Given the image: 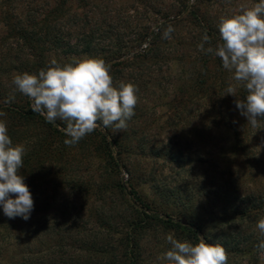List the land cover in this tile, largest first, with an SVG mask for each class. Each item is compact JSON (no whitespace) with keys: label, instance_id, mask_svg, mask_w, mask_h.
<instances>
[{"label":"rangeland","instance_id":"374dc122","mask_svg":"<svg viewBox=\"0 0 264 264\" xmlns=\"http://www.w3.org/2000/svg\"><path fill=\"white\" fill-rule=\"evenodd\" d=\"M253 3L254 0H85L80 5L78 0H71L68 5L70 29L74 35L72 43L76 42L83 27L86 34L97 33L96 45L104 52L101 54L108 57L121 55L122 60L128 59L130 65L127 68L113 69V72H122L120 76H114V86L118 87L120 82L133 84L136 79H142L139 82L142 86L137 91L136 118L122 131L133 135L135 129H140L138 138L131 136L132 150L124 157L134 171L131 176L122 174L117 181L125 185L128 193L134 186L143 202L161 214L175 209L179 213L184 205L195 206L204 221L212 225V236L218 244L227 245L228 264H264V257L254 249L257 241L264 240L256 227L257 222L245 221L244 216L228 223L211 222L225 203L245 212L254 199L264 194V119L258 118L256 128L247 124L234 103L237 97H246L245 89L231 79V73H219L214 61L206 74L211 79V100L198 98L193 101L192 117L185 121L172 114L170 101L179 86L189 96H194L190 88L199 77L190 78V75L194 74V69L196 74L202 72L198 63L204 53L197 47L201 42L198 36H201V30L192 25L187 14L195 11L205 15L219 31L221 17L240 14L242 7H252ZM82 18L87 20L86 29L81 23ZM169 24L175 31L171 39H163L162 33ZM5 32L0 25V46ZM158 36L163 39L159 43V61L146 65V71L145 68L138 70L131 58L153 49ZM13 44L9 42L4 50L0 48V83L10 94H22L17 91L13 79L24 72L34 73L26 68L33 66L36 59L23 45ZM53 54L59 55L61 60L64 58L61 51ZM53 54L51 58L56 59ZM86 58L85 55L74 56L67 60L75 62ZM230 82L237 87V97L225 95ZM89 162L83 160L79 167L75 166L78 170L75 173L99 178L106 161L94 158ZM106 196L112 204L111 209L104 208L96 196L89 202L94 210H104L106 218L99 214L94 216L89 204L82 220L89 222V229L98 228V220L120 225L113 238L121 260L124 249H121L122 243L121 246L118 244L127 232L122 230V224L127 218H136L138 211L131 206V195L122 196L118 191H111ZM175 197L183 201L177 202ZM71 204H80L79 198L75 196ZM143 212L139 209V213ZM140 218L143 217L138 220ZM169 233L193 244L181 229L172 225H151L135 236L136 264H167L161 257L171 247L166 240ZM82 254L88 258L108 259L88 252Z\"/></svg>","mask_w":264,"mask_h":264},{"label":"trees","instance_id":"16d2710c","mask_svg":"<svg viewBox=\"0 0 264 264\" xmlns=\"http://www.w3.org/2000/svg\"><path fill=\"white\" fill-rule=\"evenodd\" d=\"M70 1L0 0V25L6 29L5 36L1 39V50H4L9 42H13V45H23L31 53V57L36 59V63L26 69L36 74L50 66L53 60L62 66L72 63L67 60L70 57L85 55L87 58L103 59L112 71L111 76L113 78L120 76L121 70L113 72V69L127 68L130 65L128 59L122 60L121 55L111 54L112 57L110 55L108 57L106 54H101L104 52L96 45V32L86 34V30L84 31L82 27L76 42L72 43L74 35L73 29H70L68 12ZM84 1L78 0L80 5ZM35 3L41 8L38 5L33 6ZM255 3H259V0H254L253 4ZM187 15L192 20V25L201 30L199 37L202 38L207 32L212 47L221 42L219 31L205 15L195 11H190ZM86 21L82 18L84 29H86ZM170 23L173 24V21ZM162 40L161 36H158L153 49L133 55L131 60L136 63L138 70L145 68L146 71L148 70L146 65L159 61L161 55L159 43L161 44ZM8 47L11 48L10 45ZM56 51H61L63 60L59 55L53 54ZM51 54L55 55L56 59L51 58ZM114 61L118 62L114 63ZM199 61L202 72L196 74L194 69L192 71L194 74L190 75V78L199 77L193 81L190 88L194 96H189L179 86L170 101L172 114L183 121L192 117L193 101L198 98L212 99L211 79L206 74L213 61L219 73L224 75L228 73L219 57L204 53ZM140 80L142 79L138 78L133 83L137 89L142 86V83L139 84ZM10 96H14V100L6 102ZM0 112L6 114L0 116V120L6 122L13 144H21L25 147L23 167L19 170V174L24 177L34 200V209L27 221L21 217L8 218L3 213V207L0 206V264H136L135 236L151 225L161 224L183 230L193 244L199 243L201 239L212 245L219 243L212 236V225L204 221L192 204L184 205L179 213L175 209L173 212L161 214L152 205L143 202L134 186L128 193L125 185L117 181V177L122 174L131 176L134 171L124 157L132 150L131 136L138 138L140 129L134 128L133 135H128L127 132H113L111 128H105L97 122L98 126L93 133L88 134L76 145L66 146L64 122H46L43 116L32 111L28 97L19 93L10 94L1 83ZM135 118L136 112L135 117L127 122L128 126ZM219 118H223L221 113ZM235 136L238 138L236 130ZM138 149L143 150L139 146ZM94 158L106 161V166L103 168L105 170L99 178L75 173L78 172L75 166L79 167L83 160L89 162ZM111 191H118L122 196L131 195L133 197L131 206L138 211L136 218H127L122 224V230L127 232L125 238L118 244L121 246L122 243L121 249H124L121 260L119 247L116 246V240L113 238L114 233H118L120 225L98 220V228L94 227L91 230L89 222L82 220V215L89 207L92 197L96 196L104 208L107 206L111 209L112 204L106 196V193ZM75 196L79 198L80 204H71ZM175 199L177 202L183 201L179 197ZM187 200L189 198H186ZM253 201L245 212L236 210L229 202L225 203L219 214H214L215 218L211 222L228 223L240 216H244L245 221L248 219L257 222L264 218V194ZM138 208L144 212L139 213ZM90 212L94 216L99 214L106 218L104 210L93 208ZM139 217L143 218L138 220ZM259 243L257 241L254 247L257 253H259L257 249ZM222 246L225 248L227 245L222 244ZM85 252L101 257L107 256L108 259L88 258L82 254Z\"/></svg>","mask_w":264,"mask_h":264},{"label":"clouds","instance_id":"9594fccd","mask_svg":"<svg viewBox=\"0 0 264 264\" xmlns=\"http://www.w3.org/2000/svg\"><path fill=\"white\" fill-rule=\"evenodd\" d=\"M218 27L220 43L212 47L205 32L197 47L205 54L219 57L223 68L232 74L231 79L243 86L247 93L244 99L237 97V87L231 82L225 95L237 97L236 108L247 119V124L256 128L258 118L264 117V0L252 7H242L240 14L221 17ZM174 31L169 24L162 38L171 39ZM13 84L29 98L32 111L43 116L46 122H64L66 146L76 145L93 133L97 122L116 133L126 130L138 102L137 87L125 82L114 86L109 66L99 58L81 59L62 66L53 60L38 74L16 75ZM12 100L14 96L6 102ZM4 115L0 112V116ZM24 155L25 147L13 144L6 122L0 120V206L8 218L21 217L27 221L34 209V200L24 177L19 174ZM256 227L264 235V218L257 221ZM166 240L171 247L161 259L167 264H228V253L219 244L201 240L193 245L174 238L171 233ZM257 249L264 257V240Z\"/></svg>","mask_w":264,"mask_h":264}]
</instances>
